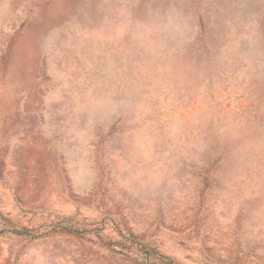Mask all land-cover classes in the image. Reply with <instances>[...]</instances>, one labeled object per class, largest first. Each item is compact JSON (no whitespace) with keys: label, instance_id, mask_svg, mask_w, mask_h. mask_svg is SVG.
<instances>
[{"label":"rangeland","instance_id":"374dc122","mask_svg":"<svg viewBox=\"0 0 264 264\" xmlns=\"http://www.w3.org/2000/svg\"><path fill=\"white\" fill-rule=\"evenodd\" d=\"M0 264H264V0H0Z\"/></svg>","mask_w":264,"mask_h":264}]
</instances>
